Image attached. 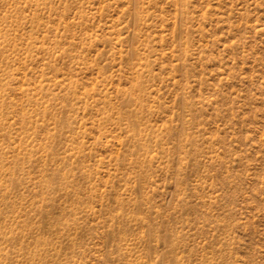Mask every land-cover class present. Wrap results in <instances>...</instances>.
I'll use <instances>...</instances> for the list:
<instances>
[{
	"label": "rangeland",
	"instance_id": "obj_1",
	"mask_svg": "<svg viewBox=\"0 0 264 264\" xmlns=\"http://www.w3.org/2000/svg\"><path fill=\"white\" fill-rule=\"evenodd\" d=\"M0 264H264V0H0Z\"/></svg>",
	"mask_w": 264,
	"mask_h": 264
}]
</instances>
